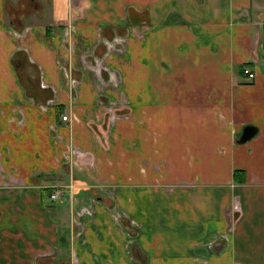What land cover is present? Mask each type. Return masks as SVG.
<instances>
[{
  "label": "crops",
  "instance_id": "obj_1",
  "mask_svg": "<svg viewBox=\"0 0 264 264\" xmlns=\"http://www.w3.org/2000/svg\"><path fill=\"white\" fill-rule=\"evenodd\" d=\"M263 12L264 0H0V264H264ZM74 24L90 43L145 31L106 60L121 80L105 90L113 116L92 120L106 109L97 76L56 102L20 85L26 55L58 81L45 43L10 35L54 25L70 40ZM245 127L256 133L239 144Z\"/></svg>",
  "mask_w": 264,
  "mask_h": 264
},
{
  "label": "rangeland",
  "instance_id": "obj_2",
  "mask_svg": "<svg viewBox=\"0 0 264 264\" xmlns=\"http://www.w3.org/2000/svg\"><path fill=\"white\" fill-rule=\"evenodd\" d=\"M141 6L144 7L145 9L141 10L140 12H137L138 5L134 4L133 2L131 3L132 9L137 10L136 11L137 13H141L140 14L141 17L139 16V20L143 19L144 16L142 14L144 11H146L144 12L146 14L145 15L146 19L151 22L150 11L147 10L149 9V7H151L150 4L142 3ZM256 15H258V13L253 14L254 17H256ZM70 19L73 21V17H71ZM153 21L156 22L155 18H153ZM41 22L45 23V25L46 23H50L46 18H43ZM53 27L55 30V32L54 30L52 32L53 40H51L52 37L45 38L44 35L41 36L34 34L33 31H30L31 29L28 31V34L26 35H20V34L14 35V33L10 35L12 41L24 47H28V45H25L27 42L45 43L47 49L45 51L43 60L49 59V62L51 64L50 66L52 68V71L51 73H49V75H52L55 78V80L58 81V84L57 83L53 84L51 82L47 83L45 78L44 79L42 78V75L44 76L46 75L45 71L43 70L44 68L43 65L36 63L34 58L32 59L28 58V56L26 55V60L20 59L19 62L16 63V74L18 75L20 80L25 81V83L21 81L20 85L23 86L24 84H26L30 87L31 90L37 88L48 89L52 92V95L54 97L53 102H56V100H58L57 98H60L59 96H61L60 93H62V95L65 94L64 92H66L68 88V83L72 82V79L75 80L84 75L85 80L91 82L92 78L94 76H97L100 79L99 80L100 83H96L92 85L95 92L99 94L97 95L96 102L97 103L102 102L106 106V109L105 111L102 109L101 110L98 109L97 113H94V115L91 113L90 115L92 116V120H93V116L95 117L97 115H100L99 113L101 112L103 114H107L106 112H108L110 116H113V113L111 114V112L114 111V109L113 110L109 109L111 105H109L110 101L106 96L105 90H113V91L117 90L118 92H120L121 80H120L119 72L116 69L114 70L110 69L109 68L110 66L107 64L106 60L113 59L116 60L118 63H120L121 60L124 59V56L126 55L127 41L129 42V40L132 41V40H137V38H141V39L145 38L146 35L142 34L145 31L141 29L135 30L131 28L129 31V35L127 36H121V34H119L118 32L112 33L109 36V34H103L101 32V34H99V36L95 38L94 43H90L89 40H86L82 36H79L77 34V29L75 24L70 27V32L72 31V33L73 30L75 29V35H73L72 39L70 40L69 38H71V35L69 37V34L68 32H65V29L60 30V28H57L54 25ZM120 27L121 25L119 27H116V29ZM110 31L112 32L111 29ZM132 34L133 36H131ZM67 35L69 38L67 37ZM56 36H58L59 38L57 39V43H55ZM260 36L261 37L263 36L262 27L260 29ZM131 46L135 48L134 45ZM98 49H100V53H105V54H102L101 56L98 55L97 54V52H99ZM147 51L148 50H146V52ZM148 58L149 55L146 54V59ZM150 58H151V54H150ZM67 60L70 62L68 63ZM105 75L108 76L107 79L103 77ZM110 76L112 77L111 82H109ZM20 85L18 83L16 85V89L24 90V88ZM115 114L118 115L117 113H114V115ZM101 121L102 120H98L96 117L95 122L97 123V126L103 127L104 121L103 124L100 125Z\"/></svg>",
  "mask_w": 264,
  "mask_h": 264
},
{
  "label": "water",
  "instance_id": "obj_3",
  "mask_svg": "<svg viewBox=\"0 0 264 264\" xmlns=\"http://www.w3.org/2000/svg\"><path fill=\"white\" fill-rule=\"evenodd\" d=\"M263 40H264V33H263ZM256 133V130L253 127H245L242 131V135L239 138L238 143L244 144L249 141Z\"/></svg>",
  "mask_w": 264,
  "mask_h": 264
},
{
  "label": "built area",
  "instance_id": "obj_4",
  "mask_svg": "<svg viewBox=\"0 0 264 264\" xmlns=\"http://www.w3.org/2000/svg\"><path fill=\"white\" fill-rule=\"evenodd\" d=\"M242 72H243V75L247 78V80L251 81L254 78L253 73L250 72L248 69L244 68ZM67 120H68L67 116H62V121L63 122L67 121ZM55 198H56L55 195H51L50 196L51 200H54Z\"/></svg>",
  "mask_w": 264,
  "mask_h": 264
},
{
  "label": "trees",
  "instance_id": "obj_5",
  "mask_svg": "<svg viewBox=\"0 0 264 264\" xmlns=\"http://www.w3.org/2000/svg\"><path fill=\"white\" fill-rule=\"evenodd\" d=\"M46 37H52V35H51V29L48 27V28H46ZM98 54H102V53H100V50H99V52H97ZM237 175V173H235V176Z\"/></svg>",
  "mask_w": 264,
  "mask_h": 264
},
{
  "label": "flooded vegetation",
  "instance_id": "obj_6",
  "mask_svg": "<svg viewBox=\"0 0 264 264\" xmlns=\"http://www.w3.org/2000/svg\"><path fill=\"white\" fill-rule=\"evenodd\" d=\"M47 28V27H46ZM43 87V86H42Z\"/></svg>",
  "mask_w": 264,
  "mask_h": 264
}]
</instances>
